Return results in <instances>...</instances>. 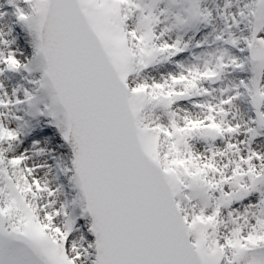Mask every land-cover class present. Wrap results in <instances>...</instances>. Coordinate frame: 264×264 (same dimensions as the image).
I'll use <instances>...</instances> for the list:
<instances>
[{
  "label": "snow or ice",
  "instance_id": "6c2138e0",
  "mask_svg": "<svg viewBox=\"0 0 264 264\" xmlns=\"http://www.w3.org/2000/svg\"><path fill=\"white\" fill-rule=\"evenodd\" d=\"M0 264H264V0H0Z\"/></svg>",
  "mask_w": 264,
  "mask_h": 264
}]
</instances>
